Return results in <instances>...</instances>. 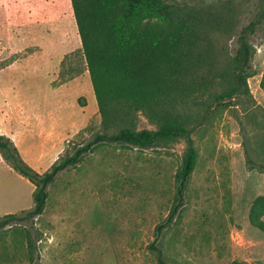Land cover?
Masks as SVG:
<instances>
[{
	"label": "rangeland",
	"instance_id": "obj_1",
	"mask_svg": "<svg viewBox=\"0 0 264 264\" xmlns=\"http://www.w3.org/2000/svg\"><path fill=\"white\" fill-rule=\"evenodd\" d=\"M173 1L221 25L204 36L203 61L187 80L186 126L197 160L168 219L184 142L149 150L90 143L101 118L70 0H0V65L13 60L0 68V135L39 174L90 144L47 187L40 216L0 228V264H159L153 246L165 264H264V233L248 219L264 195V23L249 37L247 96L206 109L211 92L230 83L216 76L236 52L240 30L264 12V0ZM137 129L156 126L139 115ZM33 190L0 155V221L22 218ZM30 227L39 241L28 240Z\"/></svg>",
	"mask_w": 264,
	"mask_h": 264
},
{
	"label": "trees",
	"instance_id": "obj_2",
	"mask_svg": "<svg viewBox=\"0 0 264 264\" xmlns=\"http://www.w3.org/2000/svg\"><path fill=\"white\" fill-rule=\"evenodd\" d=\"M70 4L101 118L100 132L90 143L139 150L164 148L179 140L185 144L175 174L176 203L168 218L171 219L197 160L192 129L186 126L190 119L188 99L192 94L187 80L203 61L204 36L210 29H219L221 23L209 18L210 15L205 17L200 10L185 11L173 0H70ZM263 23L264 12L240 30L236 52L228 60L224 74L216 76L230 83L222 92H211L213 104L206 109L240 95L247 96L246 80L253 55L249 37ZM12 61L7 60L0 68ZM139 115L146 117L156 129H137ZM262 147L261 170L264 171ZM83 149L76 148L39 174L22 160L14 143L0 135L3 160L34 185L32 208L24 211L22 218L4 216L0 228L7 221L32 222L40 216L48 197L47 187L60 171L81 162ZM248 219L251 226L264 233V195L253 200ZM32 227L25 230L29 241ZM156 229L161 230L159 226ZM34 233V240L39 241V232L34 230ZM153 250L157 252L158 263L165 264L161 251L154 246Z\"/></svg>",
	"mask_w": 264,
	"mask_h": 264
}]
</instances>
